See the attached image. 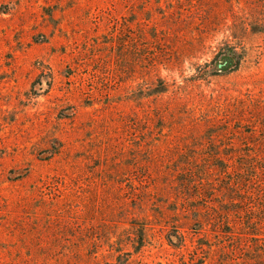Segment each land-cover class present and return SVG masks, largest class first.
<instances>
[{"label": "rangeland", "instance_id": "rangeland-1", "mask_svg": "<svg viewBox=\"0 0 264 264\" xmlns=\"http://www.w3.org/2000/svg\"><path fill=\"white\" fill-rule=\"evenodd\" d=\"M252 232L264 0H0V264H264Z\"/></svg>", "mask_w": 264, "mask_h": 264}, {"label": "trees", "instance_id": "trees-1", "mask_svg": "<svg viewBox=\"0 0 264 264\" xmlns=\"http://www.w3.org/2000/svg\"><path fill=\"white\" fill-rule=\"evenodd\" d=\"M162 91V90H161ZM246 235H248V236H252V238H255V240L254 241H256L257 242V240L259 239V241H263L264 242V238H259V236H261V235H263V234H260V233H258V232H255V233H247ZM262 245H264V244H260L259 245V249L260 250H262V251H264V249L263 248H261V246ZM258 249V251H260ZM107 264H128V262H127V259L126 258H124V256H122V255H118L116 258H115V261H113V262H110V263H107Z\"/></svg>", "mask_w": 264, "mask_h": 264}]
</instances>
